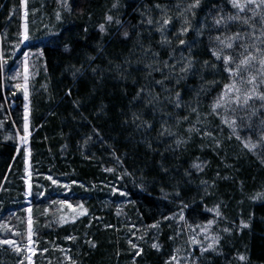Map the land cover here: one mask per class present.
<instances>
[{
    "label": "trees",
    "instance_id": "1",
    "mask_svg": "<svg viewBox=\"0 0 264 264\" xmlns=\"http://www.w3.org/2000/svg\"><path fill=\"white\" fill-rule=\"evenodd\" d=\"M194 2L0 0V264H26L29 239L33 264H264V108L254 101L247 118L226 98L213 111L233 78L212 54L216 36L237 32L223 54L242 53L264 7L239 13L255 10L252 27L226 19L238 13L231 0L189 11ZM25 8L51 32L23 43ZM31 51L30 134L18 150L16 72ZM26 148L34 178L75 185L25 200ZM66 201L86 213L62 223Z\"/></svg>",
    "mask_w": 264,
    "mask_h": 264
},
{
    "label": "snow or ice",
    "instance_id": "2",
    "mask_svg": "<svg viewBox=\"0 0 264 264\" xmlns=\"http://www.w3.org/2000/svg\"><path fill=\"white\" fill-rule=\"evenodd\" d=\"M231 2L232 6L238 9V13L236 15L228 16L226 19L240 21L242 24L255 27L254 17L257 15L255 10H253L252 17H241L239 13L246 12L248 5L251 4H256V7H264V0H259V3H256V0H246L245 3H241L240 0H231ZM199 4L200 0H195L193 4L189 5L188 10L190 11L192 8L198 7ZM157 7L160 6L157 5ZM57 18H59V16ZM107 19L111 20L112 17L109 16ZM224 22L225 18L223 17L215 21L218 25ZM148 23H152V21L149 20ZM168 23H170V18L163 21L164 25H167ZM260 23L262 25L260 34L258 36L253 35V40L250 44H239L238 46L243 49V52L239 54H236L235 52L229 54L223 53L224 49H233L234 42L242 41L244 39V36L240 32L227 37H215L220 47L219 50H214L212 54L217 60H223V63L226 66L225 71L229 72L233 79L231 83L225 85L224 93L214 103V112L218 108L224 106L226 98L228 104L235 105V107L232 108L233 113L246 110L247 118L257 114L258 110L254 101H261L260 107L264 108V14L260 15ZM101 29L103 30V26H101ZM162 30L163 29H161V31ZM187 30V28H184L182 31L187 32ZM125 35H127V33H125ZM24 39H28L26 29ZM181 43L183 44L184 41H181ZM190 67L191 62H189L188 67L182 68L181 71L186 72ZM25 97L27 98V91H25ZM176 97L177 106H179V93L176 94ZM250 101H253V103H250ZM245 118V116L239 117L241 121H244ZM224 122L228 123L230 127L236 125V119H226ZM261 125L264 126V119L261 120ZM261 141H264V128H262ZM250 144L251 142L249 141V144H246V146H249ZM251 146L255 147V145ZM4 243H10V241H4Z\"/></svg>",
    "mask_w": 264,
    "mask_h": 264
},
{
    "label": "rangeland",
    "instance_id": "3",
    "mask_svg": "<svg viewBox=\"0 0 264 264\" xmlns=\"http://www.w3.org/2000/svg\"><path fill=\"white\" fill-rule=\"evenodd\" d=\"M28 0H23L24 3H26ZM241 3H245L246 0H240ZM34 12H30L28 8H25L23 11V23H22V33L21 38L23 43L33 41L37 37H44L47 34L51 32V29L48 25V20L46 18L42 17L40 20L39 18L30 17ZM25 29L27 30V36L28 39H24ZM19 47H17L16 50H18ZM2 59V55L0 52V60ZM38 56L37 52H27L22 61V65L20 67V73H19V67L16 72V76L21 77V84H20V90L24 96L25 104L23 108V129L25 135H19L20 144L21 146L23 144H26L28 136L30 134V116H29V83L31 75L37 66ZM27 77V79H26ZM19 87V84H18ZM25 91H27V98L25 97ZM26 155H25V175H24V181H25V190H24V198L25 200H28L30 196L33 194H40L44 192L45 190H52V191H61V192H67L70 190L72 185H75V183H72L70 181L65 180H59L51 177H45L43 175H36L34 178V175L32 174V171L30 169V165L28 162V155L29 150L26 148ZM104 187H107L106 189H103L105 191L112 192L116 189L113 188L110 183H106L102 185ZM60 220L62 223L65 222H74L76 219L81 217L83 214L86 213V208L83 204H72L70 202H62L60 206ZM216 221L213 222L215 224ZM243 223L240 224L242 226ZM31 225L29 224L28 231L30 232ZM227 231V230H225ZM202 232H209L208 229H203ZM228 232V231H227ZM205 239H209V235L206 233L203 234ZM212 237L209 241H211ZM209 243V242H208ZM26 256H27V263L26 264H33L32 261V252L34 251L33 242L31 239H29L26 243V247L24 248Z\"/></svg>",
    "mask_w": 264,
    "mask_h": 264
},
{
    "label": "water",
    "instance_id": "4",
    "mask_svg": "<svg viewBox=\"0 0 264 264\" xmlns=\"http://www.w3.org/2000/svg\"><path fill=\"white\" fill-rule=\"evenodd\" d=\"M21 148V145L18 146V150Z\"/></svg>",
    "mask_w": 264,
    "mask_h": 264
}]
</instances>
